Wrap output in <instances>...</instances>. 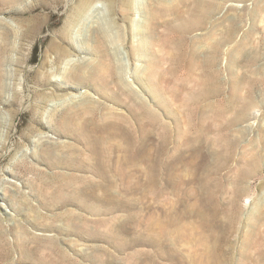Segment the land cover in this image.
<instances>
[{"label": "rangeland", "instance_id": "obj_1", "mask_svg": "<svg viewBox=\"0 0 264 264\" xmlns=\"http://www.w3.org/2000/svg\"><path fill=\"white\" fill-rule=\"evenodd\" d=\"M13 1L0 2V264H204L202 230L225 235L216 264H264V0ZM206 192L215 228L195 204Z\"/></svg>", "mask_w": 264, "mask_h": 264}, {"label": "bare ground", "instance_id": "obj_2", "mask_svg": "<svg viewBox=\"0 0 264 264\" xmlns=\"http://www.w3.org/2000/svg\"><path fill=\"white\" fill-rule=\"evenodd\" d=\"M12 1L13 0H0V2L2 3V4H8L9 2H11L12 3ZM84 1V5L87 7V6H95V7H99L100 9H103V6H101L100 4H98V0H83ZM112 2L114 1V0H111ZM14 2V1H13ZM167 2V1H166ZM169 2V1H168ZM15 3V2H14ZM156 4V3H155ZM7 6V5H6ZM2 7V6H1ZM153 12H155V11H153ZM150 13V12H149ZM152 13V12H151ZM156 16V15H155ZM154 20V19H153ZM5 21H6V23H8V24H13V22H12V20H10V19H5ZM155 21V20H154ZM71 23V20H68V21H66V26L67 25H69ZM7 27V26H6ZM154 28V27H153ZM37 29V28H36ZM156 29V28H155ZM10 30V29H9ZM230 31V30H229ZM155 32H156V30H155ZM231 34V33H230ZM229 35V34H228ZM230 38H231V36H230ZM217 49H219V48H217ZM104 57H106L105 55H104ZM103 58V57H102ZM161 60V59H160ZM160 62V61H159ZM99 64H98V68H97V71H98V74H96V67L95 68H93V74H94V77L95 76H98V77H100V80H103V82L106 80V79H108V78H115L116 77V69H115V67H114V65L111 63V62H109V61H107V59H104V60H100L99 62H98ZM92 66V65H91ZM90 66V67H91ZM94 66V65H93ZM152 66V65H151ZM150 66V67H151ZM153 66H154V64H153ZM92 68V67H91ZM91 68H90V71H91ZM140 68V67H139ZM159 68V67H158ZM89 69V68H88ZM95 69V70H94ZM153 69H154V67H153ZM137 70V69H136ZM150 72H151V70H150ZM150 72H149V74H150ZM156 71H154V70H152V74H153V76H154V73H155ZM118 73V72H117ZM147 73V75H148V72H146ZM80 74V73H79ZM91 74V73H90ZM136 74H138V73H136ZM139 74H140V71H139ZM138 74V75H139ZM141 74H142V72H141ZM164 74V73H163ZM119 75V74H118ZM146 75V74H145ZM91 76V75H90ZM156 76V75H155ZM80 77V76H79ZM91 77H93V76H91ZM119 77V76H118ZM141 77V76H140ZM150 77V79H151V74L150 75H148L147 76V78H149ZM139 79V78H138ZM147 81H149V80H147ZM151 81V80H150ZM169 81V80H168ZM154 83V82H153ZM152 83V84H153ZM158 83V82H157ZM162 83V82H161ZM159 84V83H158ZM122 86V85H121ZM155 87V86H154ZM154 87H153V89H154ZM167 87V86H166ZM235 87V86H234ZM238 86H236V88H237ZM122 88H123V86H122ZM129 88V87H128ZM209 88V87H208ZM236 88H234V90H236ZM132 89V88H131ZM159 89V88H158ZM212 90H214V88L212 89ZM216 90V89H215ZM238 90V89H237ZM136 91V90H135ZM171 91V90H170ZM209 91V90H208ZM134 92V91H133ZM139 92V91H138ZM215 92V91H214ZM152 93V92H151ZM172 93V92H171ZM205 93V92H204ZM209 93V92H208ZM235 93V92H234ZM128 94H130V93H128ZM139 94V93H138ZM142 94V93H141ZM194 94V93H193ZM211 94V93H210ZM140 95V94H139ZM161 95V94H160ZM138 96V95H137ZM143 96V95H142ZM193 96H195V94L193 95ZM75 97V96H74ZM111 97H113V98H115V99H118V100H120L119 99V95H117L116 93H112L111 94ZM141 97V96H140ZM156 98V97H155ZM159 98V97H158ZM163 98V97H162ZM144 99V98H143ZM168 99H169V97H168ZM198 99V98H197ZM7 100V99H6ZM88 101V100H87ZM115 101V100H114ZM145 101V100H144ZM190 101V100H189ZM194 101H195V99H194ZM85 102V101H84ZM191 102H192V100H191ZM190 102V103H191ZM198 103V102H197ZM91 104V103H90ZM95 104V103H94ZM139 104V103H138ZM164 104V103H163ZM186 104V103H185ZM188 104V103H187ZM186 104V105H187ZM193 104V103H192ZM81 105V104H80ZM79 105V106H80ZM87 105H88V103H87ZM141 105V104H140ZM152 105V104H151ZM216 105V104H215ZM214 105V106H215ZM84 106V105H83ZM83 106H80V107H83ZM92 106H94V105H92ZM138 106V105H137ZM170 106V105H169ZM198 106V105H197ZM212 106V105H211ZM213 106V107H214ZM90 107V106H89ZM109 107V106H108ZM133 107H134V105H133ZM132 107V108H133ZM148 107H151V106H148ZM153 107V106H152ZM161 107V106H160ZM191 107H193V106H191ZM145 108V107H144ZM175 108V107H174ZM173 108V109H174ZM197 108V107H196ZM139 109H140V111H134V112H136L137 114H139L140 112L142 113V112H145L144 114L147 116V117H151V118H153V116H154V114H156L155 112H153L154 114H152V112H148L147 111V108H146V110H144V109H142V108H140L139 107ZM153 109V108H152ZM77 110V109H76ZM76 110H74V111H76ZM81 110V109H80ZM83 110V109H82ZM188 110V109H187ZM73 111V110H72ZM132 111V110H131ZM150 111V110H149ZM191 111V110H190ZM199 111V110H198ZM220 111V110H219ZM84 112V111H83ZM157 112V111H156ZM105 113H106V111H105ZM104 113V114H105ZM111 113V112H110ZM165 113H167V112H165ZM185 113H187V112H185ZM197 113V112H196ZM201 113V112H200ZM81 114V113H80ZM148 114V115H147ZM173 114V113H172ZM175 114V113H174ZM188 114V113H187ZM190 114V113H189ZM84 115V114H83ZM111 115H112V113H111ZM131 115V114H130ZM160 115V114H159ZM165 115V114H164ZM176 115V114H175ZM205 115V114H204ZM71 116V115H70ZM105 116V115H104ZM109 116V115H108ZM120 116H121V113H120ZM163 116V115H162ZM112 117V116H111ZM115 117V116H114ZM123 117V116H122ZM137 117V116H136ZM157 117H159V116H157ZM185 117H188V116H185ZM190 117V116H189ZM204 117V116H203ZM106 118V117H105ZM124 118V117H123ZM135 118V117H134ZM155 118V117H154ZM153 118V119H154ZM160 118V117H159ZM158 118V119H159ZM179 118V117H178ZM86 119V118H85ZM103 119V118H102ZM108 119V118H107ZM111 119V118H110ZM110 119H108V121H107V123L104 125V126H101V127H99V128H103L104 127V130L106 129H112V127H114L115 125L117 126L119 123H118V121L116 122V121H114V120H110ZM114 119V118H113ZM133 119V118H132ZM145 119V118H144ZM152 119V120H153ZM161 119V118H160ZM194 119V118H193ZM207 119V118H206ZM210 119V118H209ZM155 120V119H154ZM188 120V119H187ZM98 121V120H97ZM156 121V120H155ZM135 122H137V121H135ZM142 122V121H141ZM147 122V121H146ZM153 122V121H152ZM163 122V121H162ZM194 122V121H193ZM86 123V122H85ZM102 123V122H101ZM139 123V122H138ZM183 123V122H182ZM75 124H76V122H75ZM140 124H142V123H140ZM151 124V123H150ZM160 124V123H159ZM158 124V125H159ZM168 124V123H167ZM203 124V123H202ZM205 124V123H204ZM98 125H100V124H98ZM123 125V124H122ZM146 125V124H145ZM164 124H162V127H164L163 126ZM174 125V124H173ZM177 125V124H176ZM94 126H96V124L94 125ZM142 126V125H141ZM150 126H152V125H150ZM161 126V125H160ZM180 126V125H179ZM178 126V127H179ZM182 126V125H181ZM227 126V125H226ZM166 127V126H165ZM183 127V126H182ZM232 127V126H231ZM89 128V127H88ZM97 128V127H96ZM98 128V129H99ZM116 128V127H115ZM118 128H119V126H118ZM146 128V127H145ZM155 128V127H154ZM168 128V127H167ZM170 128V127H169ZM177 128V127H176ZM188 128V127H187ZM200 128V127H199ZM152 129V128H151ZM172 129V128H171ZM203 129V128H202ZM201 129V130H202ZM105 130V131H106ZM163 130V129H162ZM176 130V129H175ZM77 131V130H76ZM103 131V130H102ZM109 131V130H108ZM116 131V130H115ZM124 131V130H123ZM136 131V130H135ZM139 131H141V130H139ZM156 131V130H155ZM171 131V130H170ZM183 131V130H182ZM81 132V131H80ZM116 132H118V131H116ZM128 132V131H127ZM168 132V131H167ZM166 132V133H167ZM196 132H199L198 130L196 131ZM110 133V132H109ZM119 133V132H118ZM146 133H147V131H146ZM181 133V132H180ZM154 134V133H153ZM182 134V133H181ZM202 134V133H201ZM206 134V133H205ZM112 135V134H111ZM111 135H110V137H111ZM115 135V134H114ZM125 135V134H124ZM168 135V134H167ZM175 135V134H174ZM177 135V134H176ZM74 136V135H73ZM105 136V135H104ZM137 136V135H136ZM135 136V137H136ZM115 137V136H114ZM132 137V136H131ZM175 137H177V136H175ZM134 138V137H133ZM164 138V137H163ZM166 138V137H165ZM180 138V137H179ZM200 138V137H199ZM104 139V138H103ZM140 139V138H139ZM155 139V138H154ZM167 139V138H166ZM182 139V138H181ZM185 139H186V137H185ZM220 139V138H219ZM128 140V139H127ZM134 140V139H133ZM138 140V139H137ZM150 140V139H149ZM136 141V140H135ZM151 141V140H150ZM178 141V140H177ZM122 142V141H121ZM134 142V141H133ZM133 142H131L132 144H133ZM140 142V141H139ZM152 142H153V140H152ZM154 142H155V140H154ZM156 142H157V140H156ZM181 142V141H180ZM183 142V141H182ZM189 142V141H188ZM200 142H202V141H200ZM108 143V142H107ZM120 143V142H119ZM163 143V142H162ZM179 143V142H178ZM178 143H176L177 145H178ZM211 143V142H210ZM222 143V142H221ZM92 144V143H91ZM127 144V143H126ZM219 144V143H218ZM117 145H119L118 143H117ZM125 145V144H124ZM123 145V146H124ZM134 145V144H133ZM183 145V144H182ZM121 146V145H120ZM126 146H128V145H126ZM153 146H154V144H153ZM162 146V145H161ZM234 146V145H233ZM97 147V146H96ZM130 147H132V145L130 146ZM135 147H137V146H135ZM147 147H148V145H147ZM180 147V146H179ZM107 148V147H106ZM115 148H117V146L115 147ZM124 148V147H123ZM146 148V147H145ZM150 148V147H149ZM148 148V149H149ZM153 148H155V147H153ZM234 148V147H233ZM111 149V148H110ZM125 149V148H124ZM128 149H129V147H128ZM127 149V150H128ZM133 149V148H132ZM115 150V149H114ZM126 150V149H125ZM130 150V149H129ZM134 150V149H133ZM132 150V151H133ZM187 150V149H186ZM91 151V150H90ZM123 151V150H122ZM136 151H137V149H136ZM123 152H125V151H123ZM120 153V152H119ZM135 153V152H134ZM147 153V152H146ZM199 153V152H198ZM122 154H124V153H122ZM129 154V153H128ZM136 154V153H135ZM139 154V153H138ZM175 154V153H174ZM107 155V154H106ZM126 155V154H125ZM124 155V156H125ZM73 156V155H72ZM77 156V155H76ZM133 156V155H132ZM135 156V155H134ZM139 156V155H138ZM137 156V157H138ZM150 156V155H149ZM159 156V155H158ZM169 156V155H168ZM201 156V155H200ZM113 157V156H112ZM131 157V156H130ZM108 158H109V156H108ZM129 158V157H128ZM150 158V157H149ZM73 159V158H72ZM92 159H95V157L94 158H92ZM99 159V158H98ZM115 159V158H114ZM121 159V158H120ZM123 159V158H122ZM139 159V158H138ZM141 159V158H140ZM153 159V158H152ZM174 159H175V157H174ZM187 159H189V158H187ZM81 160V159H80ZM103 160V159H102ZM110 160V159H109ZM126 160V159H125ZM146 160V159H145ZM219 160V159H218ZM96 161V160H95ZM99 161V160H98ZM120 161V160H119ZM124 161V160H123ZM127 161V160H126ZM138 161V160H137ZM149 161V160H148ZM153 161V160H152ZM151 161V162H152ZM128 162V161H127ZM221 162V161H220ZM257 162V161H256ZM120 163V162H119ZM134 163V162H133ZM222 163V162H221ZM220 163V164H221ZM197 164V163H196ZM149 167H151V166H149ZM218 167V166H217ZM216 167V168H217ZM168 168V167H167ZM172 168V167H171ZM126 171V170H125ZM136 171V170H135ZM143 171V170H142ZM148 171V170H147ZM123 172V171H122ZM142 173V172H141ZM154 173V172H153ZM171 173V172H170ZM159 174V173H158ZM172 174V173H171ZM170 174V175H171ZM148 175H149V173H148ZM147 175V176H148ZM155 175V174H154ZM195 176V175H194ZM170 178V177H169ZM185 178V177H184ZM168 179V178H167ZM172 179V178H171ZM179 179V178H178ZM177 179V180H178ZM181 179V178H180ZM188 179V178H187ZM192 179V178H191ZM208 179V178H207ZM225 179V178H224ZM174 180V179H173ZM172 180V181H173ZM233 180V179H232ZM170 181V180H169ZM181 181V180H180ZM228 182H229V180H227ZM177 182V181H176ZM209 182V181H208ZM188 183H190V182H188ZM192 183V182H191ZM204 183V182H203ZM212 183V182H211ZM175 184V183H174ZM178 184V183H177ZM183 184V183H182ZM186 184V183H185ZM184 184V185H185ZM193 184V183H192ZM204 184H206V183H204ZM231 184V183H230ZM152 185V184H151ZM150 185V186H151ZM197 185V184H196ZM199 185H200V183H199ZM139 186V185H138ZM181 186V185H180ZM190 186H192L191 184H190ZM202 186V185H201ZM210 186V185H209ZM174 187V186H173ZM182 187V186H181ZM211 187H213V186H211ZM210 187V188H211ZM216 187V186H215ZM214 187V188H215ZM224 187V186H223ZM230 187V186H229ZM144 188V187H143ZM169 188V187H168ZM184 188H186V187H184ZM202 188V187H201ZM213 188V189H214ZM231 189H233L232 187H230ZM161 190H162V188H160ZM175 189V188H174ZM178 189V188H177ZM188 189V188H187ZM156 190V189H155ZM164 190V189H163ZM173 190V189H172ZM195 190V189H194ZM193 190V191H194ZM177 191V190H176ZM192 191V192H193ZM200 191V190H199ZM242 191V190H241ZM212 192V191H211ZM239 192V191H238ZM207 193V192H206ZM205 193V194H206ZM232 193V192H231ZM242 193V192H241ZM192 194H194V193H192ZM197 195H198V193H196ZM208 194V193H207ZM228 194H230V193H228ZM160 195V194H159ZM165 196V195H164ZM204 196V195H203ZM214 196H217V194L215 195V194H213L212 195V193H209L208 194V196L207 197H205L202 201H201V196L200 197H197V198H199V200H198V203H195L197 206H198V208H204V207H206L208 210H207V213H209V215L207 214V216H209V217H211L212 219H218V220H216V221H214V222H216L215 224H211L210 225V221H209V219H207V221H204V223H202V224H207V226H209V227H212V228H215V227H217V226H219V225H221L222 223H223V221H224V219L222 220V218H220L219 219V217H220V205L218 206V203L215 201L216 199L214 198ZM172 197V196H171ZM235 197V196H234ZM203 198V197H202ZM207 198V199H206ZM228 198V197H227ZM221 199V198H220ZM218 200V199H217ZM227 200V199H226ZM173 201V200H172ZM180 201V200H179ZM175 203V202H174ZM173 203V204H174ZM230 203V202H229ZM235 203L233 202V205H234ZM159 205V204H158ZM228 205V204H227ZM178 206V205H177ZM197 206H196V208H197ZM224 206V205H223ZM161 207V206H160ZM229 207V206H228ZM233 207V206H232ZM163 208V207H162ZM168 208V207H167ZM182 208V207H181ZM179 209H180V207H179ZM223 209H224V207H223ZM227 209V208H226ZM229 209H231V208H229ZM198 210H200V209H198ZM233 210V209H232ZM196 211V210H195ZM224 211V210H223ZM222 211V212H223ZM226 211V210H225ZM229 211H231V210H229ZM228 211V212H229ZM206 212V211H205ZM168 213V212H167ZM169 213H171V215H172V212H169ZM205 214V213H204ZM234 214V213H233ZM232 214V212H231V214L228 216L227 215V218H228V220H229V222H228V224H224V225H226V226H228V228H232V225L234 226V224H235V221H237V220H235V216ZM238 214V213H237ZM185 215H187V213H184V216ZM206 215V214H205ZM223 215V214H222ZM159 216V215H158ZM175 216V215H174ZM174 216H171V221L169 220V224L171 225V227L172 228H174V231L175 232H178V231H180V230H183V229H187V230H189V225H185V223H182V225L181 224H179L180 222H179V220H177L176 219V217H174ZM191 216V215H190ZM225 218V217H224ZM204 219V218H203ZM237 219V218H236ZM240 219V218H239ZM238 219V220H239ZM190 220V219H189ZM193 220V219H192ZM219 220H220V222H219ZM230 220H231V222H230ZM186 221V220H185ZM212 221V220H211ZM226 221H227V219H226ZM226 223V222H225ZM238 223V222H237ZM260 223V222H259ZM259 223H257V224H259ZM179 225H181V226H179ZM255 226V225H254ZM158 227V226H157ZM160 227V226H159ZM198 227V226H197ZM255 228H257V226L255 227ZM221 229V228H220ZM223 229V228H222ZM257 230V229H256ZM195 231H196V229H195ZM194 230H193V232H195ZM228 231V230H227ZM235 231V230H234ZM252 231V230H251ZM255 231V230H254ZM203 230L201 231V232H199L198 234L199 235H197V238H198V240L204 245L203 246V248H202V250L199 252V251H194V253L196 254V256L195 257H199V258H201L202 260H203V262H204V264H216L217 263V259H218V257H219V250H218V247H216L214 244L216 243V242H218L220 239H221V237H224V236H220L219 234H216L217 233V231L215 232H211V234L210 233H205V232H203ZM223 233H224V231H222ZM230 232V231H229ZM179 233H181V236L180 235H178L177 233H174V235H173V237H174V241L176 240V241H180V240H182L183 239V236H182V232H179ZM252 233L254 234L255 232H253L252 231ZM195 234V233H194ZM226 234V233H225ZM227 234H228V232H227ZM250 234V233H249ZM192 235V234H191ZM223 235V234H222ZM194 236V235H193ZM253 235H251V237H252ZM172 237V238H173ZM191 237V236H190ZM228 237V239H230V237L229 236H227ZM251 237H250V239H251ZM176 238V239H175ZM193 238H195V237H193ZM225 238V237H224ZM253 238V237H252ZM161 239V238H160ZM227 239V238H226ZM234 239V238H233ZM159 240V239H158ZM173 240V239H172ZM186 240V239H185ZM195 240V239H194ZM161 241V240H160ZM165 241V240H164ZM171 241V240H170ZM191 241V240H190ZM212 241H215V243L214 242H212ZM227 241V240H226ZM225 241V242H226ZM235 241V240H234ZM233 241V242H234ZM250 241V240H249ZM158 242V241H157ZM194 242V241H193ZM192 242V243H193ZM222 242V241H221ZM224 242V241H223ZM229 242V241H228ZM227 242V243H228ZM251 242V241H250ZM184 243V242H183ZM186 243V242H185ZM226 243V244H227ZM248 243V242H247ZM187 244V243H186ZM230 244V243H229ZM253 244V243H252ZM161 245V244H160ZM176 245V244H175ZM185 245V244H184ZM183 245V246H184ZM188 245V244H187ZM187 245H186V247H187ZM191 245V244H190ZM223 245V244H222ZM235 245V244H234ZM248 245H250V244H248ZM228 246H230V245H228ZM174 247V246H173ZM189 247H191V246H189ZM202 247V246H201ZM223 247V246H222ZM235 248V247H234ZM181 249V248H180ZM191 249V248H190ZM178 250V249H177ZM224 251H225V249H223ZM231 250H233V249H231ZM256 250V249H255ZM191 251V250H190ZM230 252V251H229ZM184 253V252H183ZM222 253V252H221ZM231 253V252H230ZM257 253V252H256ZM261 253V252H260ZM180 254V253H179ZM186 254V253H185ZM188 254H191V253H188ZM227 254V253H226ZM232 254V253H231ZM222 255H223V253H222ZM176 256V255H175ZM181 256V255H180ZM228 257V256H227ZM174 257H172V259H173ZM232 258V257H231ZM235 258V257H234ZM234 258L233 259H231V260H234ZM259 258V257H258ZM262 258V257H261ZM177 259H179L180 260V258H177ZM188 258H186V260H187ZM221 259V258H220ZM224 259H226V258H224ZM223 259V260H224ZM228 259V261H229V258H227ZM227 259H226V261H227ZM65 260H67V259H65ZM185 260V259H184ZM190 260V259H189ZM193 261V260H192ZM263 261V260H262ZM72 261H70V263H71ZM74 262V261H73ZM188 262V261H187ZM191 262V261H190ZM219 262V261H218ZM221 262H222V260H221ZM232 262V261H231ZM257 262V261H256ZM193 263H195V262H193ZM226 263H228V262H226ZM225 263V264H226ZM230 263V262H229ZM228 263V264H229ZM179 264H181V263H179ZM221 264V263H220Z\"/></svg>", "mask_w": 264, "mask_h": 264}]
</instances>
